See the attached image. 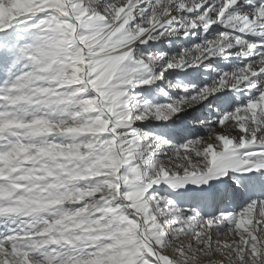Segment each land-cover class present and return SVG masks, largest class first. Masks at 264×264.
Returning a JSON list of instances; mask_svg holds the SVG:
<instances>
[{
    "label": "snow or ice",
    "instance_id": "6c2138e0",
    "mask_svg": "<svg viewBox=\"0 0 264 264\" xmlns=\"http://www.w3.org/2000/svg\"><path fill=\"white\" fill-rule=\"evenodd\" d=\"M0 264H264V0H0Z\"/></svg>",
    "mask_w": 264,
    "mask_h": 264
}]
</instances>
